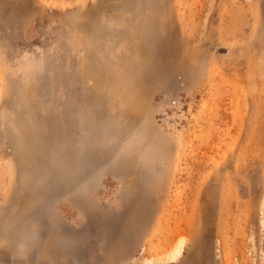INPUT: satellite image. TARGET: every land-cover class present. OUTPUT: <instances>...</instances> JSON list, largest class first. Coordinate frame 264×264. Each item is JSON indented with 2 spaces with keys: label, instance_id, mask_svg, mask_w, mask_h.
<instances>
[{
  "label": "rangeland",
  "instance_id": "obj_1",
  "mask_svg": "<svg viewBox=\"0 0 264 264\" xmlns=\"http://www.w3.org/2000/svg\"><path fill=\"white\" fill-rule=\"evenodd\" d=\"M0 264H264V0H0Z\"/></svg>",
  "mask_w": 264,
  "mask_h": 264
}]
</instances>
